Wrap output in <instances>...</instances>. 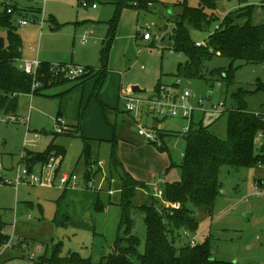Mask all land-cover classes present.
Segmentation results:
<instances>
[{
    "label": "rangeland",
    "instance_id": "obj_1",
    "mask_svg": "<svg viewBox=\"0 0 264 264\" xmlns=\"http://www.w3.org/2000/svg\"><path fill=\"white\" fill-rule=\"evenodd\" d=\"M84 1L16 0L20 8H41L38 12L25 11L17 16L18 32L23 38V59H35L39 49L41 61L101 69V51L112 37L111 21L117 0H86L87 6ZM158 1L151 5V10L130 6L122 9L111 41L107 61L109 74L100 89L95 87L94 76L84 82L70 80L45 88L39 94L20 95L17 111L0 116L4 119L0 118V220L13 240L9 248L1 249L0 264H38L42 257H50L52 247L59 242H63V254L76 251L91 256L94 262H105L119 238L123 239L121 245L128 244L127 233L120 228L122 185L111 165L113 150L123 167L154 193V185L164 190L165 183L181 180L178 165L182 163L185 149L182 132L192 120L195 124L202 122L209 126L214 134L226 140L228 112L237 105L232 94L241 87L250 91L247 98L250 110L264 112V89H258L259 82L264 85V64L237 60L234 64L239 67L236 82L231 86L222 80L177 76L178 65L187 62L184 53L170 49L173 17L182 12L181 0ZM261 1L216 0L213 12L219 20L201 29L189 27L192 38L206 41L229 14L241 15L237 23L243 25L249 19L245 14L251 11L252 23L264 25ZM93 3L97 8L92 7ZM188 3L198 6L199 2L189 0ZM43 10L41 28L34 20L42 19ZM22 19L30 23L20 26L18 22ZM146 31L152 33V40H144ZM0 34L8 42L7 31L2 29ZM230 63L227 57L215 56L206 62L205 72L209 75L214 68H228ZM18 65L23 67L24 61H18ZM159 82L179 97L185 90L190 91L186 104L195 110L192 120L144 114V101L136 111L126 110L123 91L147 100L156 94ZM133 87L141 91L135 93ZM59 116L72 132L56 134ZM135 117L141 124L160 126L162 131L170 133L164 140L167 149L158 147L163 143L160 135L158 146L140 135ZM24 119H28V123ZM262 140L259 145L263 144ZM52 144L66 150L59 173L74 172L79 182L76 189L89 190L90 199L62 201L61 190L29 183L17 189L15 184L4 182L5 178L14 179L16 168L24 164L29 151L45 152ZM86 144L91 146V169L95 173L91 177L92 187H88L86 178ZM41 170V165L34 166L36 173ZM42 171L47 184L55 172L49 167ZM161 179L165 182L161 183ZM219 182L221 193L212 214L196 210L200 221L198 232L184 234L182 240L176 242L177 246L192 238L201 243L211 236L215 258L234 264H264V164L253 168L223 165ZM257 182H261L262 187L258 188ZM149 195L147 188H137L135 204H149ZM145 217L143 210L133 209L131 233L140 239V253L145 251L147 237Z\"/></svg>",
    "mask_w": 264,
    "mask_h": 264
},
{
    "label": "trees",
    "instance_id": "obj_2",
    "mask_svg": "<svg viewBox=\"0 0 264 264\" xmlns=\"http://www.w3.org/2000/svg\"><path fill=\"white\" fill-rule=\"evenodd\" d=\"M189 0H181L182 12L173 17L174 27L170 34L173 52H181L187 56L185 64L178 65L177 76L203 78L209 81L222 80L233 85L236 80L235 66L237 60L246 63L264 64V25L252 23L251 11L246 13L248 20L245 24L237 23L241 15H227L219 28L210 34L202 45H197L190 33L189 27L201 29L204 25L210 26L219 19L214 15L216 0H198V6H192ZM158 0H117L115 15L111 21L112 37L101 51L102 68L87 67L90 72L79 78L81 82L91 76L97 77L96 89H100L108 77L107 61L111 41L115 37V30L124 7H135L139 10H151V5ZM251 8V7H250ZM14 14L8 13L7 8L0 3V31L6 30L8 42L0 34V116L15 113L18 109V98L22 94L31 93L34 76L27 73L18 61L23 57V41L18 33V26L13 19ZM215 56L227 57L231 60L228 68H214L210 76L205 72V64ZM52 64L42 62L37 70V80L40 86L33 94H39L52 85L70 81L64 77H55L51 72ZM78 80V79H77ZM162 83L159 82L157 88ZM258 89H264L259 82ZM250 91L244 87L232 94L237 103L236 107L228 112V137L226 140L214 134L209 126L202 122L190 123L188 131L183 133L185 149L183 160L178 165L181 171V180L165 183L163 191L164 201H160L147 185L135 179L124 167L113 150L111 165L122 182V218L120 228L127 233L128 244L121 245L122 238L114 243V250L105 257V262H94L91 256L71 251L63 254V242L52 247L50 257H42L38 264H234L219 260L213 254L211 236L203 242L192 246L190 241L177 246L186 232L195 233L200 228V221L196 217V210L207 211L212 214L221 193L219 173L223 165L236 168H253L264 162V141L260 144V133L264 134V112H253L247 101ZM69 131V130H68ZM67 131V132H68ZM162 142L168 136L167 132L159 130ZM115 137V136H114ZM116 139V138H115ZM264 140V139H263ZM116 144V142H115ZM157 146L158 144L155 143ZM116 146V145H115ZM161 150L167 149L164 142L158 146ZM54 151L64 158L66 150L52 144L45 152L29 151L24 161L34 167L44 163ZM87 176L91 172V146L86 144ZM172 166H175L172 164ZM137 188L149 190V204L136 205L134 197ZM169 203H179L173 207ZM135 207L145 212L147 237L144 253L138 248L140 239L132 235V211ZM10 235L5 232V224L0 220V252L9 241ZM23 248V247H22Z\"/></svg>",
    "mask_w": 264,
    "mask_h": 264
},
{
    "label": "built area",
    "instance_id": "obj_3",
    "mask_svg": "<svg viewBox=\"0 0 264 264\" xmlns=\"http://www.w3.org/2000/svg\"><path fill=\"white\" fill-rule=\"evenodd\" d=\"M46 1V0H45ZM0 3L3 4L7 8L8 13L15 14L18 10L15 1L14 0H0ZM84 5H89L88 1H84ZM262 9L264 10V0L261 1ZM92 7L96 8L97 4L93 3ZM39 22L41 26L44 23V10L42 19H36L35 22ZM30 21L28 19H22L18 22L20 26L28 25ZM216 28H219V25L216 26ZM144 39L150 40L153 38V35L151 32L146 31L143 33ZM204 42L197 41V45H202ZM40 59L37 57L33 60H26L24 63V70L32 74L34 76V83L32 86V92L30 94L33 95V92L36 88L40 86L39 81L37 80V70L39 66L41 65ZM51 72L55 77H64L69 80H77L83 75H86L90 72V69L81 66V65H68V64H52ZM191 96L190 91L185 90L184 93L179 97L177 95L171 94L170 91L167 90L166 86L164 84H161L156 91V94L152 97H150L147 100H141L139 98H136L132 94H125L123 95V99L125 102V107L128 112H133L138 109L139 103L144 101L146 103V107L143 110V113L153 115L155 117H176L181 116L184 118H188L192 120V116L194 113V109L190 106H188L187 98ZM179 98L182 100L180 101ZM202 105H200L201 107ZM220 104L215 106V110L218 112V107ZM3 119V117H0ZM4 120V119H3ZM28 122V119L25 120ZM57 128L56 132L57 134H63L68 131L66 121L62 117L57 118ZM138 127H139V134L144 136L149 143H158L159 142V134L158 131L151 127L147 126L145 124H141V121L138 120ZM189 126L184 128V132L188 131ZM260 137H264L263 133L259 134ZM63 160V156L61 154H55L52 153L49 155L48 159L41 165L42 170H44L45 167L51 168L55 172V176L53 179L47 184L50 186H54L56 183H58L60 186L63 187H69L71 185H76L78 183V177L74 172H68V173H59L60 171V165ZM261 165L264 164V162L260 163ZM0 167H2L0 163ZM40 171L39 173H36L34 171V167H31L30 164H27L24 162L23 165H19L15 170V177L14 179H8L5 178L4 182L8 184H15L16 187H19L23 183H29L31 185H42L44 183V176L43 171ZM93 179H90L89 184L92 185ZM155 195L159 198L163 197V191L159 189L157 186H154ZM187 235H189V232H186ZM190 241V244L192 246H195L197 241L195 238H192ZM12 245V238L5 244L4 248H9Z\"/></svg>",
    "mask_w": 264,
    "mask_h": 264
},
{
    "label": "crops",
    "instance_id": "obj_4",
    "mask_svg": "<svg viewBox=\"0 0 264 264\" xmlns=\"http://www.w3.org/2000/svg\"><path fill=\"white\" fill-rule=\"evenodd\" d=\"M15 1V4L17 3L16 2V0H14ZM16 6H17V8H18V10H17V12L14 14V16H13V19H14V22H15V24L17 23V16L18 15H23V13L25 12V11H32V12H38L39 10H41V8H35V7H28V8H24V7H19V4L17 3L16 4ZM97 8V7H96ZM261 9H262V6H261ZM263 10V9H262ZM42 15H43V13H42ZM38 19V18H37ZM36 21V19L34 20V22ZM36 23H38L39 25H40V27L42 28L43 27V25L41 26V24L37 21ZM44 24V23H43ZM17 25V24H16ZM19 33V32H18ZM19 35H20V33H19ZM21 36V35H20ZM22 38V37H21ZM144 38V37H143ZM23 39V38H22ZM144 40H146V41H150V40H152V39H150V40H147V39H144ZM202 42H204V41H202ZM22 50H23V48H22ZM36 52H37V57L39 58V49H37L36 50ZM173 52V51H172ZM36 57V58H37ZM21 61H24V63H25V59H23V57H22V60ZM40 61H41V59H40ZM41 62H49V63H52V62H50V61H47V60H45V61H41ZM61 64H68V65H80V64H76V63H68V62H60ZM81 66H83V65H81ZM85 67H91V66H85ZM23 68H24V66H23ZM115 72V71H114ZM121 76V75H120ZM122 77H123V75H122ZM96 79H97V77H96ZM141 91V90H140ZM133 92H138V91H134L133 90ZM123 93H126V94H129V93H127V91H123L122 92V94L121 95H123ZM145 114V113H144ZM143 114V115H144ZM149 115V114H148ZM153 116V115H152ZM166 118H172V117H166ZM155 119H157V118H155ZM26 119H24V122L25 123H28V122H26L25 121ZM138 120L139 119H137L136 117H135V121H136V123L138 122ZM191 123V122H190ZM138 124V123H137ZM151 127H153V128H155L157 131L158 130H162V129H160V126H157V127H155L154 125L153 126H151ZM158 128V129H157ZM185 128V127H184ZM68 132H72L71 130H69ZM68 132H65V133H63V134H66V133H68ZM182 133H184V132H182ZM182 133H181V135H182ZM57 134V133H56ZM169 135H170V133H168ZM115 137H116V135H114ZM120 139V138H119ZM260 139H261V137H260ZM165 140V139H164ZM263 141V140H262ZM164 142V141H163ZM62 147V146H61ZM64 148V147H63ZM34 152H37V151H34ZM184 153V152H183ZM66 155V154H65ZM183 156V155H182ZM65 157V156H64ZM64 159V158H63ZM24 162V161H23ZM43 163H39V164H36V166H40V165H42ZM88 170V169H87ZM86 170V174H87V171ZM92 170V169H91ZM93 171V170H92ZM92 174H94L95 175V173L94 172H91ZM130 173V172H129ZM131 174V173H130ZM87 176V175H86ZM93 175H91L90 176V178H88V177H86L87 178V181H88V187H92V185H90L89 184V181H90V179H92L91 177H92ZM117 178H119V177H117ZM135 178V177H134ZM119 181H120V178H119ZM45 182H46V180H45ZM165 182V180L164 179H161V183H164ZM79 183V182H78ZM78 183L76 184V185H78ZM120 183H121V185H122V182L120 181ZM76 185H71V186H69V187H63V186H60L58 183H56L54 186H48V184H42V185H39V186H41L42 188H47V189H57V190H61V191H63V197H64V199L62 200V201H64V200H67V199H74V198H81L82 200H86L87 199V197H89V199L92 197L91 196V193L89 192V190L88 191H85V190H78V189H76L77 187H75ZM257 185H258V188H260V187H262V183L261 182H257ZM154 186H156V185H154ZM158 187V186H157ZM17 189H18V187H16ZM86 189V188H85ZM153 192H154V195H155V190H154V187H153ZM110 194H112V192L110 191ZM156 196V195H155ZM163 198V197H162ZM166 201V200H165ZM171 206H173V207H179L180 206V204L179 203H169ZM120 205V204H119ZM121 207V206H120ZM80 224V223H79ZM72 227H74V225H72ZM6 232V231H5ZM12 237L10 236V239H11ZM9 239V240H10ZM12 243H13V240H12ZM23 246H25V243H23ZM22 246V247H23ZM114 250V249H113ZM2 252H0V254H1ZM110 253H112V252H110ZM109 253V254H110Z\"/></svg>",
    "mask_w": 264,
    "mask_h": 264
},
{
    "label": "water",
    "instance_id": "obj_5",
    "mask_svg": "<svg viewBox=\"0 0 264 264\" xmlns=\"http://www.w3.org/2000/svg\"><path fill=\"white\" fill-rule=\"evenodd\" d=\"M134 91H140L141 89L139 87H133Z\"/></svg>",
    "mask_w": 264,
    "mask_h": 264
}]
</instances>
